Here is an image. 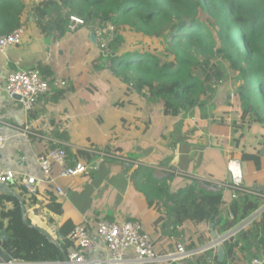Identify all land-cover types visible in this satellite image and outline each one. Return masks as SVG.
Segmentation results:
<instances>
[{"label":"crops","instance_id":"obj_1","mask_svg":"<svg viewBox=\"0 0 264 264\" xmlns=\"http://www.w3.org/2000/svg\"><path fill=\"white\" fill-rule=\"evenodd\" d=\"M23 1L25 8L20 19L27 29L24 40L20 45L0 51V134L7 139V147L0 151V163L18 175L36 177L39 189L50 185L57 194V185L65 191L63 196L57 194L61 213L44 206L43 197L42 205L25 207L30 225L44 230L54 241H62L60 228L66 221L74 228L85 225L92 231L101 219L139 220L160 252L173 249L176 242L200 247L229 236L234 226L226 228L224 223L218 222L197 225L186 222L174 228L166 210L159 206L162 201L156 198L150 206L145 194L138 190L147 176H140L136 183L132 174L139 166L150 168V173L143 172L157 179L168 172L174 173L177 176L170 185L179 188L190 178L197 179L207 190L213 189L210 181L226 184L228 186L213 191H223L224 215L233 219L230 202L235 191L230 186L229 160L240 161L246 187L264 188V154L258 159L233 148L232 128L218 123L225 106L222 104L226 103L223 94L233 83L228 80L218 85L212 100L204 98L186 115H165L164 107L157 108L155 103H146L141 109L130 103L117 106L119 82L117 78L113 80L108 69L102 68L105 56L101 57L96 35L95 42L90 36L95 32L81 27L76 31L67 30L62 38L58 29L43 32L34 14V7L43 0ZM61 15L54 12L48 19ZM20 57L25 67L49 68L54 83L65 82V86L54 87L51 93L42 96L29 111L18 98L9 97L4 87L12 62ZM59 91H63L61 96L56 94ZM227 98L230 99V95ZM218 108L221 110L214 113ZM253 128L259 129L258 134H264L261 124L256 123ZM48 137L68 147L69 165L90 167L89 171L67 178L60 177L61 169L55 167L54 183H47L37 156L53 147ZM259 139L262 141L259 135L251 136L250 142L256 144ZM91 148L114 152L120 158L102 157L91 152ZM125 158L132 161L127 162ZM2 189L10 190L8 185ZM229 240L220 244L225 254L223 260L233 249L229 247ZM215 249L218 257V246ZM236 255L242 258L239 250ZM109 257L107 245L96 239L90 264H108ZM126 264L139 263L130 260Z\"/></svg>","mask_w":264,"mask_h":264},{"label":"trees","instance_id":"obj_2","mask_svg":"<svg viewBox=\"0 0 264 264\" xmlns=\"http://www.w3.org/2000/svg\"><path fill=\"white\" fill-rule=\"evenodd\" d=\"M24 8L23 0H0V34L23 25L20 18ZM54 12L62 15L48 19ZM34 14L43 32L58 29L59 38L69 30L72 16L83 19L84 27L95 32L101 57L105 56L102 68L108 69L113 80L117 78L121 84L117 106L130 103L141 109L146 103L162 102L165 115H186L232 76L240 83L234 99H225L218 123L232 128V147L233 142L243 141L233 148L258 159L264 154V134L253 128L256 123L264 126V112L260 108V96L264 102V0H43L34 7ZM107 25L113 30L99 35V29ZM127 27L144 36L165 37L163 56L147 50H125L121 30ZM39 69L54 83L49 68ZM62 92L56 94L61 96ZM232 112H237L239 118H232ZM258 135L263 149L249 143L251 136ZM59 147L69 152L62 144H53L52 148ZM143 171L144 167L139 166L132 174L136 183L140 176H147L138 188L150 197V206L156 198L163 202L169 222L176 229L186 222H218L231 228L262 204V199L256 200L247 193L237 191V197L232 193L230 208L234 218L230 219L224 215L223 191L207 190L191 178L184 187L171 191L174 173L157 179ZM7 185L10 190L0 191V254L38 264H65L73 246L67 236L74 226L64 222L60 228L62 241H54L44 230L30 225L21 205L23 202L27 209L37 207L42 205L43 197L44 206L61 213L62 205L55 191L48 185L44 190L37 188L35 193H29L17 180ZM263 256L264 212L240 231L238 242L223 261L211 248L189 258L186 264H248Z\"/></svg>","mask_w":264,"mask_h":264},{"label":"built area","instance_id":"obj_3","mask_svg":"<svg viewBox=\"0 0 264 264\" xmlns=\"http://www.w3.org/2000/svg\"><path fill=\"white\" fill-rule=\"evenodd\" d=\"M84 24V20L77 17H71L69 25L70 31H76ZM113 30V27H111ZM27 29L21 25L8 34H0V51H4L10 46L20 45L26 35ZM65 86V82L50 83L44 77L41 70L37 67H25L24 59L20 57L12 62L11 69L6 76L5 91L11 98L18 95V101L26 110H32L38 100L52 92L54 87ZM25 133L30 131L22 130ZM49 142L54 144H62L55 139L47 138ZM63 145V144H62ZM64 146V145H63ZM7 147V139L0 134V151ZM91 152L97 153L102 157L120 158L116 153L110 151H99L91 148ZM127 162L132 160L124 159ZM37 163L41 169L47 183H54L53 171L55 167H60V177H75L87 173L90 167L72 166L68 163V152L66 148H48L37 156ZM228 170L231 176L232 183L230 186L234 189L233 197H237V191L247 193L251 197H264V189L258 190L257 187L248 188L244 185V172L242 165L237 159H230L228 162ZM17 180L24 185L29 193L37 191L38 180L36 177L25 174H17L11 169H6L0 163V191L3 186L9 182ZM213 182V189L226 187L228 185ZM58 195H65L62 187L56 185ZM264 212V205H260L258 209L248 215L249 221L244 228L248 227ZM245 220V219H244ZM243 221V220H242ZM239 226V224L237 225ZM241 228V227H240ZM236 230L238 232L240 230ZM243 228V229H244ZM235 229V227H234ZM234 229L232 232H234ZM229 236L221 238L207 246L188 248L183 242H176L173 249L160 252L154 245L150 236L144 231L143 225L139 220H117L110 221L101 219L95 229L90 231L85 225L76 226L68 235V239L72 242L73 248L68 253L65 264H90L89 259L91 253L96 248V239L103 241L109 251L110 257L107 260L108 264H126L130 260L139 264H186L189 258L202 254L205 251L215 248L222 244L226 239H230L233 233ZM234 232V233H235ZM0 264H32V262L21 261L14 258H6L0 254ZM248 264H264L263 257H255Z\"/></svg>","mask_w":264,"mask_h":264},{"label":"rangeland","instance_id":"obj_4","mask_svg":"<svg viewBox=\"0 0 264 264\" xmlns=\"http://www.w3.org/2000/svg\"><path fill=\"white\" fill-rule=\"evenodd\" d=\"M56 15V14H55ZM54 15V16H55ZM82 27H84V25L82 26ZM70 29V28H69ZM108 29H111L112 30V28H111V26L110 25H107L106 27H104V28H100L99 29V31L101 32V35L103 36H105L106 35V31H109ZM121 33L124 35V37H125V44H124V49L125 50H136V49H139V50H147V51H150L151 53H154V54H156V55H159V56H163V54H162V52H163V50L165 49V47H166V38L165 37H160V38H156V37H149V36H144V35H142V34H137L136 32H134L133 30H131V29H129L128 27L127 28H125V29H123V30H121ZM109 40L107 39L106 40V42H108ZM228 80H230V82L231 83H233V85L230 87V89H229V91H227V92H225V94H223L224 96H223V98H224V100H223V102H225V99L230 95V99L229 100H233L234 99V93H235V88H236V86L237 85H239V83H238V81H237V83L235 82V80H234V78L232 77V76H230L229 75V77H227V79L226 80H224L223 81V83L224 82H227ZM228 83V82H227ZM119 86H121V84H120V82H119ZM119 90H121L120 89V87H119ZM216 95V93L215 92H210V94H209V98H206V97H204L206 100L207 99H209V100H212V98L214 97ZM203 98V99H204ZM260 98H261V103H262V107H260L261 109H262V111L264 112V102H263V100H262V96H260ZM155 104H157L156 105V107L158 108V107H162V109H163V103L162 102H157V103H155ZM222 105H226V103L225 104H222ZM214 107H216L215 105H214ZM213 108V107H212ZM221 109H215L214 110V113H216L217 111H220ZM248 115H250V114H248ZM250 116H252V115H250ZM250 116H247V118L246 119H251L250 118ZM231 117L232 118H239V114L237 113V112H232V115H231ZM253 117V116H252ZM256 127H259V126H256ZM256 130H259V129H255V131ZM245 131L246 130H244L243 132L245 133ZM168 137H170L169 135H168ZM241 143H243V141L241 142V141H239V142H233V147H235V146H240L241 145ZM249 143H253V142H250L249 141ZM248 143V144H249ZM261 139H259V140H257V143L255 144V143H253V144H255L256 145V147L257 148H260V149H263L262 148V146H261ZM244 144H245V142H244ZM232 146V145H231ZM144 170L145 171H147V172H149L150 173V171H151V169L150 168H144ZM177 175H175V177H176ZM174 177V178H175ZM178 183H179V181H178ZM173 185H171V191L173 190V189H176V188H178L179 189V187L178 186H174V187H172ZM177 189V190H178ZM264 188H260V189H258V190H263ZM138 190H141L140 188H138ZM208 190H210V191H213L214 189H208ZM145 194V193H144ZM146 196V195H145ZM253 198L254 199H262V205H264V197H262V196H259V197H256V196H253ZM150 199V197H147L146 196V200L148 201ZM161 202V201H160ZM161 203H163V202H161ZM161 203H159V206H163V204H161ZM248 216H246V217H244V218H241L237 223H236V225L234 226L235 227V229H234V232L236 231V230H238L240 227V230L238 231V232H232L233 233V236H231V238H230V240H229V247H233L235 244H236V241L237 240H239V235H240V231L245 227V225L247 224V222L249 221V218H247ZM252 218H254V219H258L259 217L257 216V217H252ZM245 219V220H244ZM243 220V221H242ZM239 224V226H237ZM204 243V242H203ZM228 245V244H227Z\"/></svg>","mask_w":264,"mask_h":264},{"label":"water","instance_id":"obj_5","mask_svg":"<svg viewBox=\"0 0 264 264\" xmlns=\"http://www.w3.org/2000/svg\"><path fill=\"white\" fill-rule=\"evenodd\" d=\"M90 36H91L92 41L95 42L96 41L95 34L94 33H91ZM14 97L15 98H18V99L20 98L18 95H15ZM21 205H22V209H23V212H24V217L26 218V215H25L26 208H25L23 202H21ZM4 238L5 239H8L7 237H4ZM224 256H225V254H224V251H223V247H222V245H219L218 246V257H219V261H223Z\"/></svg>","mask_w":264,"mask_h":264}]
</instances>
